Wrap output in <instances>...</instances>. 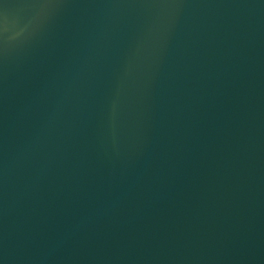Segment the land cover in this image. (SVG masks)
<instances>
[{
	"label": "water",
	"instance_id": "obj_1",
	"mask_svg": "<svg viewBox=\"0 0 264 264\" xmlns=\"http://www.w3.org/2000/svg\"><path fill=\"white\" fill-rule=\"evenodd\" d=\"M0 264H264V0H0Z\"/></svg>",
	"mask_w": 264,
	"mask_h": 264
}]
</instances>
